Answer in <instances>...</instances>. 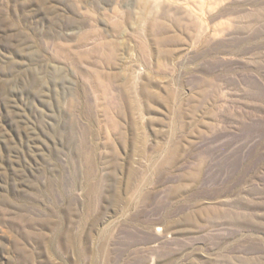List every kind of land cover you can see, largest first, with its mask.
<instances>
[{
	"label": "rangeland",
	"instance_id": "obj_1",
	"mask_svg": "<svg viewBox=\"0 0 264 264\" xmlns=\"http://www.w3.org/2000/svg\"><path fill=\"white\" fill-rule=\"evenodd\" d=\"M0 264H264V0H0Z\"/></svg>",
	"mask_w": 264,
	"mask_h": 264
},
{
	"label": "bare ground",
	"instance_id": "obj_2",
	"mask_svg": "<svg viewBox=\"0 0 264 264\" xmlns=\"http://www.w3.org/2000/svg\"><path fill=\"white\" fill-rule=\"evenodd\" d=\"M148 5V4H147ZM151 6V5H150Z\"/></svg>",
	"mask_w": 264,
	"mask_h": 264
}]
</instances>
